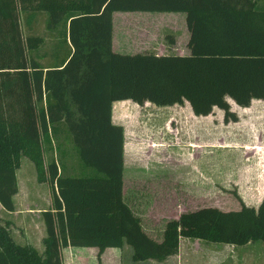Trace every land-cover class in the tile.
<instances>
[{"label": "trees", "instance_id": "16d2710c", "mask_svg": "<svg viewBox=\"0 0 264 264\" xmlns=\"http://www.w3.org/2000/svg\"><path fill=\"white\" fill-rule=\"evenodd\" d=\"M114 11L182 12L187 55L111 49ZM57 33L50 61H38L44 38L23 34L35 15ZM226 98L246 107L264 100V6L259 0H0V205L14 210L15 170L29 159L37 182L52 186L41 211L43 250L16 243L0 223V264H63L61 249L131 248L133 261L174 255L181 237L264 245V195L256 207L207 206L167 220L155 241L122 199L123 129L111 121L112 102L156 106L186 101L193 115L213 107L235 121ZM67 136L79 171L61 174L44 161L43 146ZM57 144L56 147H58Z\"/></svg>", "mask_w": 264, "mask_h": 264}, {"label": "rangeland", "instance_id": "374dc122", "mask_svg": "<svg viewBox=\"0 0 264 264\" xmlns=\"http://www.w3.org/2000/svg\"><path fill=\"white\" fill-rule=\"evenodd\" d=\"M20 21L23 34L44 38L37 54L40 56L38 61L46 64L50 61L57 33L46 30L42 12L35 15L28 27L22 18ZM170 38L172 35L159 30L152 36L147 51H155L158 42L166 44ZM114 52L123 53L118 49ZM127 100L123 104V114L119 108H114L115 121H120L121 116L125 128L123 201L139 218L149 237L159 241L165 222L177 218L181 212L207 206L222 211L237 210L240 202L247 206L258 205L264 195V102L252 101L244 108L226 98L237 121L223 122L222 111L213 107L206 122L199 123L188 118L190 113L186 103L170 107L156 106L148 101L138 105ZM168 115L176 117L174 123L169 124ZM205 124L204 136L198 126ZM170 125L175 126L174 134L169 132ZM166 140L169 143L161 148L158 142ZM192 141L197 144L201 141L203 145L191 147ZM247 144L255 146L257 152L251 151L254 147ZM155 145H158L156 151ZM43 148L44 161L53 159L61 174L79 171L74 147L67 136L62 134L58 142L53 139ZM15 177L14 210L6 213L0 205V223L9 222L7 228L16 243L31 240L40 246L38 232L33 233V237L25 233L28 221L25 213L36 207V213L29 215L34 224H39L42 220L40 210L46 208V202L47 209L51 206L52 186L46 181L37 182L33 164L25 156L20 157ZM249 182L253 184L247 185ZM34 192L46 196V201L39 195L34 198ZM62 249L63 264H264V245L259 240L230 245L181 237L177 252L162 261H133L128 245L105 248L98 257L96 248L67 246Z\"/></svg>", "mask_w": 264, "mask_h": 264}, {"label": "crops", "instance_id": "0c3cea01", "mask_svg": "<svg viewBox=\"0 0 264 264\" xmlns=\"http://www.w3.org/2000/svg\"><path fill=\"white\" fill-rule=\"evenodd\" d=\"M259 3L264 6V0H259ZM166 31L167 34L172 35V38L168 39V43H162L158 42L155 51H147L148 46L150 45V41L152 39V36L157 35L159 33V30ZM155 32V33H154ZM189 32L185 25V15L182 12H148V11H114L111 13V49L114 51L115 49H118L119 51L125 53V54H134V53H154L156 55L160 54H174V55H187L189 54V49L186 46L187 40H188ZM156 46V45H155ZM127 99L124 100H118L112 102L111 105V121L114 124H119L122 126L123 129V149H124V137H125V128L123 127L122 118L120 116V121H115V115H114V108H119V111L122 113L123 110V104L124 102H127ZM252 101H262L261 99H251ZM131 102V101H130ZM146 102V101H145ZM148 103V102H147ZM183 103H188L186 101H183ZM250 104V103H249ZM179 104H173L168 106H176ZM239 107V106H238ZM246 108V107H244ZM188 110L190 115L188 118L191 122H206L207 115H193L190 107L188 105ZM120 113V115H121ZM123 114V113H122ZM223 117L221 116V119ZM169 124L174 123L176 120V117L174 115H168L167 117ZM204 119V120H202ZM238 119V117L236 118ZM202 121V122H201ZM223 121V119H222ZM237 121V120H236ZM198 129L200 131L205 132L207 131L206 124L205 126L199 125ZM171 130V131H170ZM175 126H169V132L174 134L175 133ZM167 133V132H165ZM168 134V133H167ZM169 142L162 141L158 142V145L162 148V146L168 144ZM190 143V142H189ZM197 141H192L190 144L191 147H198L201 148L203 145L201 141H199V144H197ZM158 145H155V151L156 147ZM245 146V144H242ZM255 151V146H252L251 144H247ZM123 159V155H122ZM124 166V163H123ZM168 176H169V168L167 169ZM255 174V173H253ZM252 185L253 183L249 182L247 185ZM122 191V190H121ZM16 194V193H15ZM15 194L13 197H15ZM39 194L35 193L33 194V197L36 198ZM32 196V193H31ZM31 198V197H30ZM29 198V199H30ZM39 198L43 201H46V196L40 193ZM122 199H123V191H122ZM14 203V202H13ZM34 206H36V203H33ZM48 203L46 202V208ZM129 207V206H128ZM50 208V207H49ZM130 208V207H129ZM44 208L40 211L45 210ZM6 213H13V211L9 212L6 211ZM36 213V207L29 208L28 211L25 213V217L28 218V221L26 224V234L30 235V237H33V233L38 232L39 233V242H41L40 246L36 245L33 241L29 240L28 242H25L23 244H29L34 249L43 250V244H42V238L44 237V225L43 221L40 220L39 224H34L33 221H31V216L29 215ZM39 226V227H38ZM37 227V228H36ZM33 228L37 231H32ZM11 235V233H10ZM13 238V236L11 235ZM22 245V244H20ZM67 247V246H66ZM65 248V247H64ZM78 248V247H75ZM80 248H95V247H80ZM110 249H114V247H108ZM63 250V249H61ZM169 257V256H168ZM166 259V258H165Z\"/></svg>", "mask_w": 264, "mask_h": 264}]
</instances>
